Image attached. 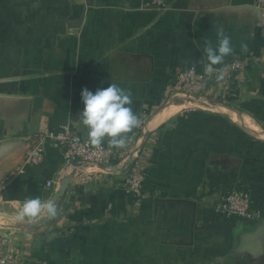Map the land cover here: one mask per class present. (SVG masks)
I'll return each instance as SVG.
<instances>
[{
	"label": "crops",
	"instance_id": "crops-1",
	"mask_svg": "<svg viewBox=\"0 0 264 264\" xmlns=\"http://www.w3.org/2000/svg\"><path fill=\"white\" fill-rule=\"evenodd\" d=\"M0 0V236L8 264H264V25L252 0ZM230 38L219 72L246 55L230 92L216 84L193 103L173 89L179 67L205 72L203 48ZM115 83L131 94L140 125L116 166L64 165L46 147L23 166L22 139L71 125L88 136L80 93ZM230 105L210 104L211 99ZM209 100V101H208ZM204 104L205 102H199ZM106 143H109L105 140ZM144 165L139 203L123 184ZM55 203L18 219L23 203ZM52 181L46 189L45 182ZM247 191L258 220L227 218L216 206Z\"/></svg>",
	"mask_w": 264,
	"mask_h": 264
},
{
	"label": "built area",
	"instance_id": "built-area-1",
	"mask_svg": "<svg viewBox=\"0 0 264 264\" xmlns=\"http://www.w3.org/2000/svg\"><path fill=\"white\" fill-rule=\"evenodd\" d=\"M145 7L156 11L166 8L165 0H141ZM252 7L257 11L259 22L264 25V0H252ZM248 66L246 55L233 57L219 72L208 74L198 72L194 67H179L175 73L174 91L188 95H206L216 84H221L225 91L233 89V82L242 76ZM216 80V82H215ZM215 82V84H214ZM130 139L124 147H116L105 141L100 146H92L88 136L80 135L71 125H62L56 131L40 130L22 139L26 146L23 166H40L45 160V149L50 147L61 154L64 165L88 164L101 167L118 165L127 155L134 142L135 135L127 134ZM144 165L136 163L128 173L123 184L125 194L134 203H139L145 197ZM52 181L45 182V188H52ZM216 209L227 218H239L252 222L261 217L260 212L253 210L247 191L231 190L221 197ZM6 255V240L0 236V264H8Z\"/></svg>",
	"mask_w": 264,
	"mask_h": 264
},
{
	"label": "clouds",
	"instance_id": "clouds-1",
	"mask_svg": "<svg viewBox=\"0 0 264 264\" xmlns=\"http://www.w3.org/2000/svg\"><path fill=\"white\" fill-rule=\"evenodd\" d=\"M218 44L213 46L206 42L203 48L207 63L204 70L208 74L214 72V65L220 64L223 58L232 52L230 38L223 29L217 31ZM83 109L79 114L82 124L88 130L89 142L92 146H100L105 140L116 147H124L130 139L127 135L141 123L140 118L131 108V94L115 83L107 88H97L95 92L82 89L80 93ZM46 210L49 218L56 215V207L52 203H43L39 197L26 200L18 215V219L33 218Z\"/></svg>",
	"mask_w": 264,
	"mask_h": 264
},
{
	"label": "rangeland",
	"instance_id": "rangeland-1",
	"mask_svg": "<svg viewBox=\"0 0 264 264\" xmlns=\"http://www.w3.org/2000/svg\"><path fill=\"white\" fill-rule=\"evenodd\" d=\"M174 92L175 93H179V94H183V93L178 92V91H174ZM183 95H184V97L186 99H188L187 101L190 100V102L193 103V105L189 106L190 108H196V109H198V108H202L203 109L204 108V109H206L208 107L206 105V104H208L207 100L203 99V98H200V97H202V95H199V94L198 95L197 94H195V95L183 94ZM211 100L212 101L210 102V104L213 105V106H216V105H219V104L225 105V106L230 105L229 101H227V100H220V99H215V98L211 99ZM199 102H205V103L202 104V103H199ZM84 165L91 166V165H88V164H84Z\"/></svg>",
	"mask_w": 264,
	"mask_h": 264
},
{
	"label": "water",
	"instance_id": "water-1",
	"mask_svg": "<svg viewBox=\"0 0 264 264\" xmlns=\"http://www.w3.org/2000/svg\"><path fill=\"white\" fill-rule=\"evenodd\" d=\"M68 183H69V179L66 178L65 180L62 181L61 185H60V188L58 190V192L53 196V199H52V204L55 205V203L58 201L59 198H61L68 186ZM52 218H49L46 214V218L43 219L41 222H38L37 224H35L34 226L32 227H35V226H43L45 224H48L49 222H51Z\"/></svg>",
	"mask_w": 264,
	"mask_h": 264
},
{
	"label": "trees",
	"instance_id": "trees-1",
	"mask_svg": "<svg viewBox=\"0 0 264 264\" xmlns=\"http://www.w3.org/2000/svg\"><path fill=\"white\" fill-rule=\"evenodd\" d=\"M232 58H230V59H228L229 61L231 60ZM215 82H216V80H215ZM215 82H214V84H215Z\"/></svg>",
	"mask_w": 264,
	"mask_h": 264
}]
</instances>
